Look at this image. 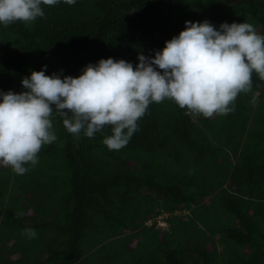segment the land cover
Returning <instances> with one entry per match:
<instances>
[{
    "label": "trees",
    "instance_id": "obj_1",
    "mask_svg": "<svg viewBox=\"0 0 264 264\" xmlns=\"http://www.w3.org/2000/svg\"><path fill=\"white\" fill-rule=\"evenodd\" d=\"M41 7L43 17L0 26V90L22 91L21 78L43 65L46 75L73 77L102 58L135 66L137 53L160 50L186 20L247 22L264 35V0ZM229 107L204 117L170 99L152 102L119 150L103 143L111 125L77 137L54 111L56 140L37 163L22 175L0 165V264H264V79L253 72ZM22 196L34 211L19 208ZM162 213L165 229L147 225Z\"/></svg>",
    "mask_w": 264,
    "mask_h": 264
},
{
    "label": "clouds",
    "instance_id": "obj_2",
    "mask_svg": "<svg viewBox=\"0 0 264 264\" xmlns=\"http://www.w3.org/2000/svg\"><path fill=\"white\" fill-rule=\"evenodd\" d=\"M61 0H0V26L30 23L44 16L41 5ZM73 5L76 0H63ZM136 64L102 58L86 64L78 76L62 70L46 75L47 66L20 80L22 91L0 90V165L19 175L37 163L42 145L56 140L51 115L64 128L93 137L105 125L112 134L103 143L124 147L138 129L136 121L148 105L174 101L204 117L227 114L238 93L251 87L252 73L264 79V35L247 22L184 21V28L152 55L137 53ZM66 110V111H65ZM28 239L37 233L23 229Z\"/></svg>",
    "mask_w": 264,
    "mask_h": 264
},
{
    "label": "rangeland",
    "instance_id": "obj_3",
    "mask_svg": "<svg viewBox=\"0 0 264 264\" xmlns=\"http://www.w3.org/2000/svg\"><path fill=\"white\" fill-rule=\"evenodd\" d=\"M231 1H235V0H231ZM2 166V165H1ZM3 170L4 171V168L2 167V168H0V170ZM2 174H3V172H2ZM13 177H14V173L13 174H10V175H8V177L7 178H9V180L10 181H8L9 183H8V188L9 189H12L13 191H15L14 189H13V186L11 187V185H12V182H13ZM16 192V191H15ZM21 199V201H20V209L21 210H25V209H27V210H31V211H34L35 209H34V207L32 206V204L30 203V200H31V198L30 197H21L20 198ZM29 200V201H28ZM6 201H7V199H6ZM42 201H40L39 203H41ZM38 203V204H39ZM175 213H179V211H177V212H175ZM167 216V214L166 213H162V214H159V215H156V216H154L153 218H150V219H148L147 220V225H154L155 227H159V228H166L167 227V223H165V218L164 217H166ZM129 225H131V224H129ZM11 243V242H10ZM135 243V240L134 241H132V244H134ZM9 250H10V255H11V257H17L19 254L17 253V251H15L12 247H10L9 248Z\"/></svg>",
    "mask_w": 264,
    "mask_h": 264
},
{
    "label": "crops",
    "instance_id": "obj_4",
    "mask_svg": "<svg viewBox=\"0 0 264 264\" xmlns=\"http://www.w3.org/2000/svg\"><path fill=\"white\" fill-rule=\"evenodd\" d=\"M209 200V197H206L205 198V201H208ZM209 202V201H208ZM248 213H251V211H249ZM217 240H218V238H217ZM9 247H12L10 244H9ZM11 253V252H10ZM18 253V252H17ZM19 254V253H18ZM19 257V255L17 256V257H11V255H9V258L10 259H17Z\"/></svg>",
    "mask_w": 264,
    "mask_h": 264
}]
</instances>
